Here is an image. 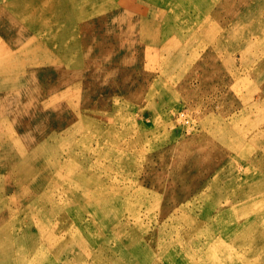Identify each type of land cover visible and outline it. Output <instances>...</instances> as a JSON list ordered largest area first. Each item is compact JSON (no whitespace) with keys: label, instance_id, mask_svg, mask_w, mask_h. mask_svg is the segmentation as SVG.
Segmentation results:
<instances>
[{"label":"rangeland","instance_id":"1","mask_svg":"<svg viewBox=\"0 0 264 264\" xmlns=\"http://www.w3.org/2000/svg\"><path fill=\"white\" fill-rule=\"evenodd\" d=\"M258 177L264 0H0V264L25 258L19 223L47 238L36 264H94L117 220L159 257L200 242L205 264H250L264 241L216 223L205 246L199 222Z\"/></svg>","mask_w":264,"mask_h":264},{"label":"bare ground","instance_id":"2","mask_svg":"<svg viewBox=\"0 0 264 264\" xmlns=\"http://www.w3.org/2000/svg\"><path fill=\"white\" fill-rule=\"evenodd\" d=\"M257 179L258 180L255 182V185L250 188L249 192H245V190H242L241 188L237 193L227 192V195H220L209 203L211 208H207L206 212L203 213L204 218L203 215L201 217L205 222L203 223L202 220L199 222V225L202 224L204 226L203 231L207 232V237L204 241L205 246H210L214 241V237L210 235V231L215 227L216 223L223 224V226L227 225L229 229L224 231L223 238L231 239L238 245H249L256 239L264 241V211H262V208L264 207V180L262 178L260 179V177ZM81 196H85V198L88 199V203L91 201L92 203L96 204V206H103L105 204L104 201L97 198L96 195L92 196L85 193V195L82 194ZM228 196H233L231 197L233 200L231 201L228 199ZM237 196H239V199L236 200L235 198ZM2 204L3 201L0 200V213L3 211ZM246 207L249 208L248 212L245 210L243 211V208ZM240 211V215H237ZM31 218L32 217H30V219ZM104 218L109 221V218ZM201 218L196 217V220ZM0 221H2L1 215ZM198 221L199 220H197V222ZM86 224L87 221L85 222L84 226L86 230L82 228V231L83 234L88 237L90 235V231H88ZM122 226H129V223L120 222L117 220V222H113L110 225L108 230L106 229L108 233L102 231L100 235H92V237L96 238L95 244L93 245V255L91 257L94 264H205L202 261V256L205 249L200 247V242H192L191 244L185 242L184 244L179 245L175 244L176 248L168 255L162 253L160 256L162 260H160L159 255H156L158 253H155L153 249L143 244L142 238H139L136 241L134 239V241L130 240L128 243L125 241L124 244L117 241L115 238L116 233L114 234V232H116L118 227ZM16 231L22 239H26L28 242H30V244L25 249V258H23V260L19 262V256H11L9 261H12L13 264H15L16 261L18 264H36V258L38 254H36L34 248L40 242L46 243L47 238L41 233H37L36 230L32 231L29 226L25 229H22L20 223L18 230ZM179 235L180 231L178 230L177 237H179ZM14 237L15 241L20 243V241L17 239L16 233ZM50 237L53 238L52 236ZM108 238L113 243L112 246H109ZM171 242H164L163 245H168ZM72 247L73 246L70 248ZM181 249H184L183 256L189 260L182 258V261L177 262L178 258L176 257V254H181ZM250 251L256 252L254 249H250ZM262 256H264V251H262V254L258 259L262 260V264H264V257ZM101 257L107 261L104 263V261L101 260ZM257 261L255 260L250 264H260ZM242 264L249 263L244 262Z\"/></svg>","mask_w":264,"mask_h":264}]
</instances>
